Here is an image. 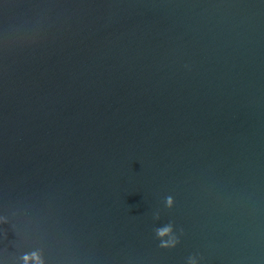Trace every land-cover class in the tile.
Here are the masks:
<instances>
[{"label":"water","instance_id":"obj_1","mask_svg":"<svg viewBox=\"0 0 264 264\" xmlns=\"http://www.w3.org/2000/svg\"><path fill=\"white\" fill-rule=\"evenodd\" d=\"M0 215L4 264H264V0H0Z\"/></svg>","mask_w":264,"mask_h":264},{"label":"clouds","instance_id":"obj_2","mask_svg":"<svg viewBox=\"0 0 264 264\" xmlns=\"http://www.w3.org/2000/svg\"><path fill=\"white\" fill-rule=\"evenodd\" d=\"M166 207L171 209L175 206V199L172 196L166 198ZM159 213L156 214V219H159ZM8 223V218L0 215V225ZM156 235L161 240V247L163 248H175L179 243V237L176 235L175 227L172 223H169L163 228L156 229ZM0 264H4V261L0 259ZM17 264H47L44 255L38 251L34 250L28 253H24ZM187 264H201L200 259L197 256H190L187 260Z\"/></svg>","mask_w":264,"mask_h":264}]
</instances>
